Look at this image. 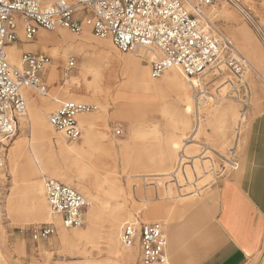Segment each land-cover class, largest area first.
<instances>
[{"label": "rangeland", "instance_id": "obj_1", "mask_svg": "<svg viewBox=\"0 0 264 264\" xmlns=\"http://www.w3.org/2000/svg\"><path fill=\"white\" fill-rule=\"evenodd\" d=\"M190 1L196 4V0ZM240 1L250 11L254 24L222 0L202 10L252 65L246 76L251 92L246 118L240 120L241 106L236 100L223 97L230 90L228 85L215 89L218 83L211 84V103L204 108L197 140L214 150L205 153L214 159V165L210 170L206 159L196 157L195 169H185L188 179L184 180L180 172V184L168 174L174 170L192 128L193 110L187 113L185 103L178 102L177 88L183 74L168 70L161 77L152 78L154 86L146 90L143 83L131 81L135 68L117 66L112 82L98 87L91 73L83 77L86 64L94 66L98 62L102 66L109 60L122 62L127 58L139 65V71L148 67L149 73L150 65L134 53L120 52L110 39L97 38L88 27L80 34L65 28L41 30L34 40L20 46L35 51L40 40L43 49L39 50L53 56V66L47 75L48 95L27 89L30 98L39 103L46 98L47 103L34 107L26 96V115L20 120L18 135L0 167V264H140L136 251L119 243L121 224L138 212L145 220L169 223L179 209L195 204L211 191L212 184L222 177L223 166H230L219 155L230 159L231 149H239L252 107L264 111V43L258 33L264 31V0ZM44 34L51 36L46 42L41 40ZM57 37L59 41L65 39L62 47L55 42ZM20 47L16 50L18 60ZM71 56L76 65L67 71L65 63ZM183 79L189 85L193 109V90L189 80L185 76ZM52 95L59 101L73 100L99 107L98 111L84 115L87 123L84 125L82 120L81 139L71 142L49 125V114L60 106ZM35 109L39 118L34 116ZM115 128H121L122 134L115 135ZM105 147H111V155L96 158L98 148ZM187 150L189 155L197 156L201 148L193 143ZM233 155L236 159V152ZM42 175L69 184L85 196L88 206L84 226L66 229L59 217L51 215ZM103 177L110 183L104 191L97 186ZM46 223L54 224L55 234L49 240L34 241L30 228ZM61 234L67 238L61 239ZM128 253L134 255L131 261L121 257ZM165 263L168 264V255ZM250 264H264V255Z\"/></svg>", "mask_w": 264, "mask_h": 264}, {"label": "built area", "instance_id": "obj_2", "mask_svg": "<svg viewBox=\"0 0 264 264\" xmlns=\"http://www.w3.org/2000/svg\"><path fill=\"white\" fill-rule=\"evenodd\" d=\"M216 1L196 0L192 4L190 0H0V167L4 166L5 153L18 135L19 122L26 115L24 90L47 95L45 72L53 63L48 54L24 51L19 64H12L8 47L34 40L40 30L65 28L80 34L88 27L97 38L110 39L120 52L134 53L143 61L148 59L153 78L175 68L189 80L194 94L193 124L175 168L168 175L176 181L175 173L181 172L184 180L188 179L185 169L194 167L196 157L206 159L211 170L214 159L205 153L214 150L197 140L204 108L211 103L208 102L211 84L218 83L215 89L230 87L223 97H231L240 104L239 117L244 120L251 94L246 76L252 70L249 59L204 15L203 7ZM222 1L254 24L250 11L240 0ZM258 33L264 43V31ZM75 65L76 59L71 56L65 69L70 71ZM98 110L96 104L65 100L49 114L48 123L67 140L76 141L82 136L79 116ZM115 133L121 135L122 129H115ZM193 143L201 148L197 156L187 152V146ZM234 153L232 148L230 159L219 155L230 165L223 166L222 176L238 167ZM43 186L50 213L61 219L64 228L84 226L88 202L82 193L48 176H43ZM55 232L52 223L31 228L36 242L49 240ZM119 243L123 248L134 249L141 264L165 262L168 243L165 223L145 220L138 212L122 223Z\"/></svg>", "mask_w": 264, "mask_h": 264}, {"label": "crops", "instance_id": "obj_3", "mask_svg": "<svg viewBox=\"0 0 264 264\" xmlns=\"http://www.w3.org/2000/svg\"><path fill=\"white\" fill-rule=\"evenodd\" d=\"M39 41L35 51L20 47L26 42L12 46L20 47L21 54L24 51L48 54L39 50L42 48ZM143 62L151 69L148 59ZM52 66L53 63L46 68V84ZM62 102L59 101L60 105ZM81 119L80 115L82 138ZM238 148L235 151L238 167L217 178L205 197L193 205H185L165 223L168 264H250L264 255V111L252 107ZM43 176L47 175H42V185ZM161 263L166 264H158Z\"/></svg>", "mask_w": 264, "mask_h": 264}, {"label": "bare ground", "instance_id": "obj_4", "mask_svg": "<svg viewBox=\"0 0 264 264\" xmlns=\"http://www.w3.org/2000/svg\"><path fill=\"white\" fill-rule=\"evenodd\" d=\"M45 37H42L41 40L43 42H46L50 39L51 36L44 34ZM249 38H251V36H249ZM55 40V39H53ZM60 39H57L55 40V42L57 43L58 46L62 47L63 46V43L65 41L64 40H61L59 41ZM244 42V41H243ZM16 47L15 46H10L9 47V58L12 62H16V63H19V60L17 58V51H16ZM54 52H60V51H54ZM62 52H64L65 54V50H63ZM98 63V62H97ZM95 63L94 66H92L91 64H86L85 67H83L82 69V75L83 77H87V75L89 73L92 74V77L94 78V84L98 85V87H105V86H108L111 82H112V79H113V73L115 72V69L117 66H121V67H131L132 68H135V74L132 76L131 78V81L135 83H143V86L146 90H151L154 86V83L152 81V76H151V73H149V70H148V67H146V69L144 70H138V67L139 65L134 62V61H131V60H128L127 58H125L122 62H119V60H109V61H106V63H104L102 66L98 63ZM254 67V66H253ZM171 70H176V71H179L178 69H171ZM180 72V71H179ZM179 77V76H178ZM181 79V82H180V85L179 87L177 88L178 90V93H179V96H178V102H183L185 103V111L187 113H189L191 110H192V103H191V94H190V89H189V85L187 84V82L179 77ZM176 80H177V84L178 83V79L176 77ZM226 89L225 87L222 89L224 90ZM192 90V89H191ZM221 90V91H222ZM25 91V96L29 97L28 96V90H24ZM216 92V91H215ZM227 92V91H226ZM49 94V93H48ZM100 94H102V89L100 91ZM221 94V93H220ZM51 95V94H50ZM219 95V93L217 94V96ZM52 97L56 100V101H59V99L55 96L52 95ZM222 98V97H221ZM27 99V98H26ZM29 99H31V104L34 105V107H39L41 106L42 104H45L47 103V100L46 98L42 99V101L39 103L36 99H32L29 97ZM29 101V102H30ZM34 116L35 118H39L40 117V114L38 112L37 109H35V112H34ZM81 121L83 120V124L84 123H87L85 122L86 119H85V116L84 115H81ZM22 120V119H21ZM92 123V122H90ZM85 125V124H84ZM112 147V144L110 145ZM110 147V148H111ZM110 148H98L97 152H96V158H104V157H107L108 155H111V150H109ZM198 154V153H197ZM95 158V159H96ZM203 160V159H202ZM194 168V167H193ZM195 169V168H194ZM193 169V170H194ZM198 171V170H197ZM189 173H190V169H189ZM196 173V171H195ZM193 174V173H192ZM197 174V173H196ZM199 175V174H198ZM179 177H180V173H175V178L177 179V183L180 184L179 182ZM101 179V178H99ZM181 179V178H180ZM94 180V179H93ZM183 181V179H181ZM100 181V185H97L98 187H101L99 188V190H103L104 191V186L105 185H108L110 184L108 181H107V177H103L102 180H99ZM197 182V181H196ZM109 188L108 189H112L111 186H108ZM107 194L109 193L108 191H106ZM52 215V214H51ZM114 225V224H113ZM60 226V225H59ZM60 238H67V236L65 234H61ZM120 253V252H119ZM122 254V252H121ZM120 254V255H121ZM167 256V255H166ZM117 257V256H116ZM122 258H126L128 259L129 261H131L134 257L133 254L131 253H128V254H124L123 256H121ZM0 258L2 259L3 258V255L2 253H0ZM118 261V260H117ZM123 261V260H122ZM122 263V262H121ZM118 264V263H117Z\"/></svg>", "mask_w": 264, "mask_h": 264}]
</instances>
